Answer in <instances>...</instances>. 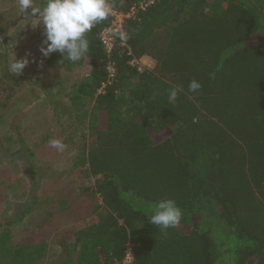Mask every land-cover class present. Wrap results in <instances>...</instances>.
I'll return each mask as SVG.
<instances>
[{
  "label": "trees",
  "instance_id": "trees-1",
  "mask_svg": "<svg viewBox=\"0 0 264 264\" xmlns=\"http://www.w3.org/2000/svg\"><path fill=\"white\" fill-rule=\"evenodd\" d=\"M140 1L109 0L123 13ZM110 21L86 33L90 72L68 95L87 129L76 165L95 177L100 204L71 234L65 264L70 251L74 264H264V3L153 0L107 54ZM142 57L154 66L130 63ZM164 198L182 211L166 235L149 222ZM44 247L4 231L0 264H39Z\"/></svg>",
  "mask_w": 264,
  "mask_h": 264
},
{
  "label": "rangeland",
  "instance_id": "rangeland-1",
  "mask_svg": "<svg viewBox=\"0 0 264 264\" xmlns=\"http://www.w3.org/2000/svg\"><path fill=\"white\" fill-rule=\"evenodd\" d=\"M44 2L33 0V7ZM44 39L39 16H23L18 0H0V234L8 231L11 244L40 235L39 264H65L71 234L96 220L92 213L100 204L90 193L95 177L76 165L87 129L68 101L90 65L86 57L73 63L59 52L42 56ZM25 57L22 73H12L13 58ZM140 65L152 68L154 61L142 57ZM50 138L60 139L64 151L52 148ZM69 256L74 264L75 252Z\"/></svg>",
  "mask_w": 264,
  "mask_h": 264
},
{
  "label": "clouds",
  "instance_id": "clouds-1",
  "mask_svg": "<svg viewBox=\"0 0 264 264\" xmlns=\"http://www.w3.org/2000/svg\"><path fill=\"white\" fill-rule=\"evenodd\" d=\"M18 3L23 16L40 17L45 36L39 49L42 56L48 57L53 52H59L73 63L81 61L89 51L86 33L113 12V5L109 0H45L41 8L33 7V0H18ZM118 36L125 41L129 38L124 31H120ZM28 63L27 57L19 60L13 58L10 71L19 75ZM200 88L201 84L196 80L188 84L189 92H197ZM181 90L169 89V100H175ZM48 143L60 152L66 147L56 138H50ZM181 218L182 211L176 202L171 198H164L155 204L149 222L158 226L161 233L166 235L167 230L176 227Z\"/></svg>",
  "mask_w": 264,
  "mask_h": 264
},
{
  "label": "built area",
  "instance_id": "built-area-1",
  "mask_svg": "<svg viewBox=\"0 0 264 264\" xmlns=\"http://www.w3.org/2000/svg\"><path fill=\"white\" fill-rule=\"evenodd\" d=\"M153 0H148V1H140L137 5L134 4L129 8V10L126 13L117 11L113 9L111 16V21L110 24L103 28L100 32V42L103 45V48L107 54H110L111 51L114 49V46L116 44L118 45H124L125 40H122L119 38L118 33L120 31H123L124 29V24L128 18L134 17L136 12L138 10H143L148 4H151ZM141 58L139 60H132L130 63L137 66L138 69L142 68L140 65ZM108 72L109 75L108 77L111 78L113 76V69L111 65H108ZM104 86V83H102V87ZM131 260V246L128 245L127 250H126V257L125 261L129 262Z\"/></svg>",
  "mask_w": 264,
  "mask_h": 264
}]
</instances>
